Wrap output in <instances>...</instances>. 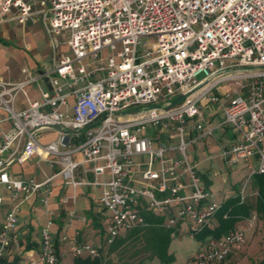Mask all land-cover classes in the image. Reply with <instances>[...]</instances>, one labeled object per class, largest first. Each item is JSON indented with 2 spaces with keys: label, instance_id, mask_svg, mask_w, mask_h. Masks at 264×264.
<instances>
[{
  "label": "built area",
  "instance_id": "2783aa9c",
  "mask_svg": "<svg viewBox=\"0 0 264 264\" xmlns=\"http://www.w3.org/2000/svg\"><path fill=\"white\" fill-rule=\"evenodd\" d=\"M33 17L57 57L35 73L22 68L19 81L0 80V110L10 122L0 135V189L10 202L0 264H59L51 220L36 260L3 262L20 246L21 205L38 196L47 207L56 177L72 188L102 189L103 246L72 242L75 257L103 256L117 238L145 226L148 214L164 219L172 236L198 242L187 264H229L257 217L219 238L199 239L217 227L222 201L203 185L190 150L232 128L220 155L229 168L243 161L241 201L252 177L264 174V0H0L1 21L24 26ZM32 84L40 98L16 109ZM213 106L222 112L218 124L208 111ZM47 130L57 137L44 144L39 134ZM31 154L53 156L59 170L41 181L13 178L8 167Z\"/></svg>",
  "mask_w": 264,
  "mask_h": 264
},
{
  "label": "crops",
  "instance_id": "0c3cea01",
  "mask_svg": "<svg viewBox=\"0 0 264 264\" xmlns=\"http://www.w3.org/2000/svg\"><path fill=\"white\" fill-rule=\"evenodd\" d=\"M34 18L36 19V17H33L32 19ZM28 23L24 26H20L26 28L25 26ZM15 24L18 23L0 20V80L9 82H16L23 78L21 73L22 68H28L31 72L35 73L36 70L42 66H52L57 57L55 52L52 51V61L50 64L47 63L45 60L46 55L42 52L35 51L33 45L29 42L23 44L16 35L13 37L23 45L20 44L21 46H19L14 43L11 44L7 38L9 37L10 30L13 31L12 29ZM47 40V46L51 48L50 41L48 38ZM40 86L43 89H47L48 87L46 81H41ZM223 90L225 91V88H222L221 92H223ZM235 92L236 89L232 88L231 93L233 94ZM39 98V88L35 84H32L27 87L26 94H20L17 97L15 108L20 110L27 105L28 101L38 100ZM208 111L214 124L221 122L222 112L219 106H214L213 108L208 109ZM9 127L10 122L7 120L6 114L0 110V135L2 132L8 130ZM226 130L227 129L215 130L213 137L204 138L196 142L190 150L191 158L194 163L197 164V171L200 174L205 187V175H211L212 177L220 175L226 182L231 171L238 170V172H240V174L243 173V175L246 173L243 161H240L236 167L229 168L225 165V161L220 155L224 140L232 136L229 135L225 137L224 132H226ZM219 131H222L221 134H215V132ZM56 137L57 132L55 130H47L39 134V140L44 144L53 141ZM75 158L80 159V155H75ZM59 168V163L53 158V156L38 157L35 154H31L26 158L24 163H13L9 166L8 172L16 179L41 181L52 176L59 170ZM242 177L239 179L240 181L242 180ZM87 178L92 179L93 176L88 174ZM51 186L52 194L49 197L47 207L41 205L38 196L30 198L27 202L21 205L17 225L20 246L19 248H11L6 252L3 258L4 263L19 260H36L39 253L40 233L47 220L52 221L50 231L55 244L59 264L73 263L75 256L70 250L72 242H86L95 247L103 246L104 217L101 213L103 210L97 203V199L100 196L102 189L95 186H78L72 188L71 186L66 185L59 177L51 180ZM0 191L3 196V203L0 206L1 228L10 202L7 192L3 189H0ZM235 195L236 193L227 195L223 192L220 193L219 191L215 196H217L218 201L223 202ZM63 200L66 201L63 202ZM70 213H73L74 217L71 218L69 215ZM244 224L245 220H242L238 222L235 227L243 228ZM244 234L245 239H247L250 236L249 230H245ZM62 237H65L66 239L62 240ZM176 239L190 240L184 233H175L173 236L171 235L167 254L173 256L175 261L173 264H179V262H177L179 259H183L181 264H187L195 253L192 252V255L187 256L186 258L183 257L182 254H179L182 248L175 245L176 242L174 240ZM190 241L195 244V250L197 251L199 247L198 242L194 240ZM105 251L106 250H103V252ZM236 252L237 251H234V253ZM152 260L158 261L157 258H153Z\"/></svg>",
  "mask_w": 264,
  "mask_h": 264
},
{
  "label": "rangeland",
  "instance_id": "374dc122",
  "mask_svg": "<svg viewBox=\"0 0 264 264\" xmlns=\"http://www.w3.org/2000/svg\"><path fill=\"white\" fill-rule=\"evenodd\" d=\"M26 28H22L20 25L15 24L13 27V31L10 30L8 41L12 44H17L19 46L23 45L26 42H29L33 45V49L35 51L42 52L45 56V60L47 63H51L53 52L52 49L47 46V35L43 30V26L40 21H36V19L30 20V22L25 26ZM15 34H14V33ZM23 43H20L15 36ZM21 44V45H20ZM66 47H60L57 51L59 54L62 51H65ZM214 107V106H213ZM222 131L215 132V134H221ZM234 130L232 128H228L226 132H224L225 137L229 135H233ZM244 176L243 173L240 174L238 170L231 171L227 181L225 182L222 176L217 175L212 177L211 175H205L206 188L213 194V196L217 199V192L220 191L229 195L231 193H238L239 189V179ZM243 178V177H242ZM239 180V181H238ZM235 184V185H234ZM234 185V186H233ZM251 181L247 186V192H253ZM103 217L105 218L106 213L101 212ZM257 217V222L254 228L250 229V236L247 239H244L243 245L235 250L236 253H232L228 260L229 264H264V219L261 214H255ZM161 221L164 219H160ZM214 221H217L216 217ZM105 223H103V226ZM122 237V236H121ZM176 242V246L182 248L179 254H182L183 257H187L196 253V246L190 240H174ZM136 251L138 252L136 254ZM193 252V253H192ZM105 256L107 255V250L104 252ZM192 253V254H191ZM110 260L113 264H117L122 262L123 260H127L129 264H166L161 263L159 260H152L144 258L147 256L146 253L142 251L141 244L135 238H130L129 242L124 245V247L119 248L113 253H110ZM108 257V256H107ZM183 259H179L177 262L181 264ZM175 261L173 260L169 264H173ZM184 264V263H183Z\"/></svg>",
  "mask_w": 264,
  "mask_h": 264
},
{
  "label": "trees",
  "instance_id": "16d2710c",
  "mask_svg": "<svg viewBox=\"0 0 264 264\" xmlns=\"http://www.w3.org/2000/svg\"><path fill=\"white\" fill-rule=\"evenodd\" d=\"M251 185L254 191L247 192L243 201L236 194L222 202L221 208L216 214L217 227L213 231L205 230L198 236L199 239H203L207 235L219 238L232 230L238 222L247 219L251 214H261L264 219V174L254 175L251 179ZM145 221L147 223L145 226L136 228L117 238L106 249V256L105 253L98 258L77 256L73 259L72 264H113L109 259L110 253L124 247L131 237L137 239L141 244L142 251L147 254L144 258L145 260L157 258L161 263H171L174 258L172 255L167 254V250L173 230L162 226L160 218L152 215H145ZM117 264H129V262L123 260Z\"/></svg>",
  "mask_w": 264,
  "mask_h": 264
}]
</instances>
